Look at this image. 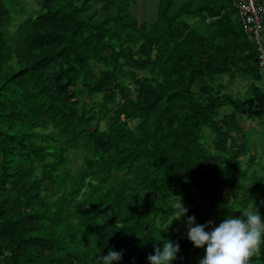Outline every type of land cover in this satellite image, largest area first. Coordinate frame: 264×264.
I'll return each instance as SVG.
<instances>
[{"label": "trees", "instance_id": "trees-1", "mask_svg": "<svg viewBox=\"0 0 264 264\" xmlns=\"http://www.w3.org/2000/svg\"><path fill=\"white\" fill-rule=\"evenodd\" d=\"M134 1L0 0V264H149L163 240L173 264H200L182 203L208 201L186 214L208 232L264 218V78L241 0H157L151 22Z\"/></svg>", "mask_w": 264, "mask_h": 264}, {"label": "clouds", "instance_id": "clouds-1", "mask_svg": "<svg viewBox=\"0 0 264 264\" xmlns=\"http://www.w3.org/2000/svg\"><path fill=\"white\" fill-rule=\"evenodd\" d=\"M187 211L182 203L174 213V220L182 219ZM242 213L246 220L228 216L211 232L205 230L212 224L211 221L200 225L196 224L195 216H188V238L198 248L206 245V255L200 264H248L264 239V218L257 209ZM179 251V243L163 240V248L155 247V254H150L147 259L149 264H173ZM122 257V251L110 250L107 255H101L96 264H114Z\"/></svg>", "mask_w": 264, "mask_h": 264}, {"label": "rangeland", "instance_id": "rangeland-1", "mask_svg": "<svg viewBox=\"0 0 264 264\" xmlns=\"http://www.w3.org/2000/svg\"><path fill=\"white\" fill-rule=\"evenodd\" d=\"M20 1L24 5L26 12H29L35 9V6L31 2V0H20ZM156 6H157V1L154 2L152 0H149V1L135 0L134 5L131 7V13L140 22H151L154 20L155 15H156ZM142 8H143V11H142ZM144 12H145V15H144ZM21 19H22V16L16 13L14 24H17L18 22H20ZM260 41H261L262 46L264 47V31H262L260 34ZM222 81L226 82V78H224ZM227 91L233 95L236 93L242 96L247 93V82L241 79H236L235 81L232 82V84L228 85ZM263 134H264V131L259 130V132H257L253 136V138H258V140H262V141H259V146L257 147V156L260 160L263 158L262 148H263L264 137L263 139L261 138ZM195 199L193 200V202L186 203L187 210L191 208V206H196L197 204L201 206L203 203L206 204L208 202L207 200L200 199L198 196H195ZM182 218L184 219L183 222L187 223V215H185ZM242 218L245 219L246 217H243L242 215Z\"/></svg>", "mask_w": 264, "mask_h": 264}, {"label": "built area", "instance_id": "built-area-1", "mask_svg": "<svg viewBox=\"0 0 264 264\" xmlns=\"http://www.w3.org/2000/svg\"><path fill=\"white\" fill-rule=\"evenodd\" d=\"M235 7L245 34L256 44L260 57L259 69L264 78V47L260 41L264 21V6L259 4L258 0H241Z\"/></svg>", "mask_w": 264, "mask_h": 264}, {"label": "crops", "instance_id": "crops-1", "mask_svg": "<svg viewBox=\"0 0 264 264\" xmlns=\"http://www.w3.org/2000/svg\"><path fill=\"white\" fill-rule=\"evenodd\" d=\"M146 1H149V0H146ZM152 1L156 2L157 0H152ZM142 11H143V8H142ZM144 15H145V12H144Z\"/></svg>", "mask_w": 264, "mask_h": 264}]
</instances>
